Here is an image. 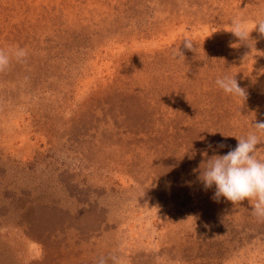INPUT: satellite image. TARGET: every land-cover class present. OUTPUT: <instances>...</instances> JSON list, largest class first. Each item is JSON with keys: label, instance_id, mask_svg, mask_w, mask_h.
<instances>
[{"label": "rangeland", "instance_id": "1", "mask_svg": "<svg viewBox=\"0 0 264 264\" xmlns=\"http://www.w3.org/2000/svg\"><path fill=\"white\" fill-rule=\"evenodd\" d=\"M239 16L264 0H0V49L27 52L0 72V264H264L254 202L199 180L264 120Z\"/></svg>", "mask_w": 264, "mask_h": 264}, {"label": "clouds", "instance_id": "2", "mask_svg": "<svg viewBox=\"0 0 264 264\" xmlns=\"http://www.w3.org/2000/svg\"><path fill=\"white\" fill-rule=\"evenodd\" d=\"M254 30L264 38V18L249 22L242 16L236 17L230 25L229 32L248 46L246 42L251 40L250 33ZM184 47L193 50L190 40H184ZM252 47L254 48V45ZM26 56L27 52L21 48L8 51L0 49V72L6 70L11 58L22 61ZM179 56L183 54L178 49L176 57ZM215 84L226 95L242 98L243 102L247 98L246 90L239 86L235 75L217 78ZM253 125L254 131L249 132L246 137H235L238 143L233 150L224 155L213 156L214 158L207 162L199 180L205 190L215 186L212 199L217 202L221 197L233 205H239L245 199L253 201V214L264 220V160L254 155L258 151L257 145L261 144V137H264V120ZM218 147L223 148L225 145L221 143ZM99 264H105V260L101 258Z\"/></svg>", "mask_w": 264, "mask_h": 264}]
</instances>
